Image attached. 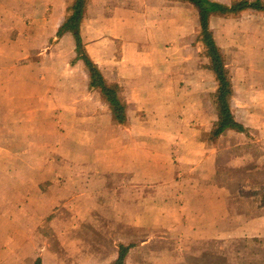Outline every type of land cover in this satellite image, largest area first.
Here are the masks:
<instances>
[{"label": "crops", "instance_id": "1", "mask_svg": "<svg viewBox=\"0 0 264 264\" xmlns=\"http://www.w3.org/2000/svg\"><path fill=\"white\" fill-rule=\"evenodd\" d=\"M52 2L0 0V50L36 60L38 44H72L80 85L94 91L96 104L92 114L72 110V118L93 119L92 138L67 134L44 143L42 157H28L21 201L13 203L8 230H0V264H113L129 245L123 264L129 257L136 264H264V12L209 19L230 83L228 109L243 130L203 141L217 121L218 85L192 5L86 0L83 50L108 84L123 88L126 102L125 125L106 114L111 124L102 127L106 104L90 87L74 38L57 36L66 3L56 29L46 25Z\"/></svg>", "mask_w": 264, "mask_h": 264}, {"label": "rangeland", "instance_id": "2", "mask_svg": "<svg viewBox=\"0 0 264 264\" xmlns=\"http://www.w3.org/2000/svg\"><path fill=\"white\" fill-rule=\"evenodd\" d=\"M70 1L53 0V19L46 24L49 30L56 29L61 15L63 13L65 15V11L61 10H64V4ZM170 9L172 14V6ZM54 39L42 47L37 45L36 60L34 56L30 59L28 55H20L19 59L13 54V50H0L1 231L3 229L7 231L5 226L12 222L15 209L13 203L17 197L18 202L21 201L19 196H22L23 183L19 182V176L28 177V157L30 155L42 157L44 152L41 148L44 143L59 144L62 137L67 139V134L70 140L76 139L78 132L81 137L86 133V138H92L93 119L72 118L71 111L80 107V110L84 108L85 113L92 114L96 110V104L91 102L94 91L88 93L80 85V82H83L80 78V69L78 70V66L71 60L74 56L73 45H68L69 42L65 41L57 43L56 47ZM90 52L94 57L96 56V50H90ZM47 53L49 55L46 57ZM66 53H69L68 59H66ZM24 56L34 65L31 69L26 63L28 61L23 59ZM87 102H91V105ZM101 110L104 113L103 116L110 114L106 105H102ZM110 124V119L104 116L96 126L104 127ZM102 132L101 138L107 141L108 129ZM200 138L203 141L208 140L207 135H202ZM59 153V150H53V158L59 159ZM38 171L42 172L44 168ZM46 223L41 228L47 235L45 239L54 246V239ZM34 260L28 259L24 264H32ZM126 264H136V262L133 257H129Z\"/></svg>", "mask_w": 264, "mask_h": 264}, {"label": "trees", "instance_id": "3", "mask_svg": "<svg viewBox=\"0 0 264 264\" xmlns=\"http://www.w3.org/2000/svg\"><path fill=\"white\" fill-rule=\"evenodd\" d=\"M182 3L192 5L198 13L199 21V42L205 47V54L211 63V72L218 85V93L216 96V110L217 121L215 122L212 131L209 133V141H215L221 134L227 130L242 131V127L237 124L228 109V98L231 94L230 83L227 77V72L224 68V59L213 42L210 31L208 29V22L212 15L229 16L236 15L242 11L252 9L258 12H264V4L260 0L248 2L246 0H239L233 2L229 6H224L210 0H178ZM86 9V0H71L66 3V17L62 25L57 31V36L64 33H71L75 41V52L80 60H82L90 80V87L97 89L98 93L107 105L111 120L118 125H125V109L126 102L124 98L123 88L108 84L106 80L97 70L89 57L83 50L82 41L80 37V23ZM133 245L119 247L118 258L113 264H123L129 249ZM32 264H40V259H35Z\"/></svg>", "mask_w": 264, "mask_h": 264}]
</instances>
